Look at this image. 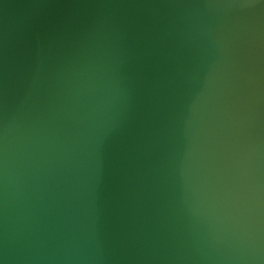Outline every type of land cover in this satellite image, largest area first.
Here are the masks:
<instances>
[{
    "label": "water",
    "instance_id": "water-1",
    "mask_svg": "<svg viewBox=\"0 0 264 264\" xmlns=\"http://www.w3.org/2000/svg\"><path fill=\"white\" fill-rule=\"evenodd\" d=\"M0 264H264V0H0Z\"/></svg>",
    "mask_w": 264,
    "mask_h": 264
}]
</instances>
